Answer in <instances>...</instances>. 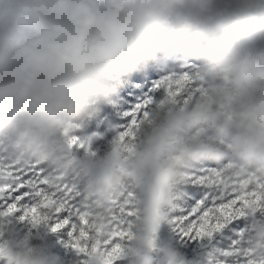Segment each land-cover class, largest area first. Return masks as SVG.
Segmentation results:
<instances>
[{
	"label": "clouds",
	"instance_id": "1",
	"mask_svg": "<svg viewBox=\"0 0 264 264\" xmlns=\"http://www.w3.org/2000/svg\"><path fill=\"white\" fill-rule=\"evenodd\" d=\"M17 176L54 200L0 202V264H264V0H0Z\"/></svg>",
	"mask_w": 264,
	"mask_h": 264
},
{
	"label": "snow or ice",
	"instance_id": "2",
	"mask_svg": "<svg viewBox=\"0 0 264 264\" xmlns=\"http://www.w3.org/2000/svg\"><path fill=\"white\" fill-rule=\"evenodd\" d=\"M135 120L130 121V124H134ZM41 183L40 181H36V184ZM36 184L33 183L32 180H29L26 176H17L15 181L0 187V202L7 201L8 202V210L12 211L18 207L24 206L28 207V211L36 212L37 211V201L41 206L47 207L53 203L54 198L50 197L46 193L42 191V188H38ZM195 194V193H194ZM27 201L28 205H25L24 202ZM203 204L204 207L201 209L200 205ZM213 205L210 201L199 200L193 203V205L189 209H183L182 211L188 218L195 219V216L198 212L201 214V218L207 217L211 215V209ZM218 212L227 215L228 213L224 211V206H215ZM66 209H61L57 216L56 222L54 224V228H62L65 227L68 229V235L72 237V219L70 215H66ZM207 223V220H205ZM220 225H215V227H219Z\"/></svg>",
	"mask_w": 264,
	"mask_h": 264
},
{
	"label": "rangeland",
	"instance_id": "3",
	"mask_svg": "<svg viewBox=\"0 0 264 264\" xmlns=\"http://www.w3.org/2000/svg\"><path fill=\"white\" fill-rule=\"evenodd\" d=\"M143 77L140 75L133 77V83L129 84L123 89L122 95H125V99H127L129 105L134 102L135 100V90L136 86L139 85L140 87H143L142 83Z\"/></svg>",
	"mask_w": 264,
	"mask_h": 264
}]
</instances>
